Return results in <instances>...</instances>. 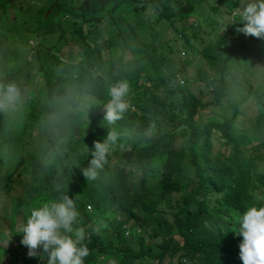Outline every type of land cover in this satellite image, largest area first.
Wrapping results in <instances>:
<instances>
[{
    "label": "trees",
    "instance_id": "obj_1",
    "mask_svg": "<svg viewBox=\"0 0 264 264\" xmlns=\"http://www.w3.org/2000/svg\"><path fill=\"white\" fill-rule=\"evenodd\" d=\"M52 1L51 14L46 17L47 10H43L37 29L29 27L26 34L41 39L50 18L67 16V35L83 51L75 55L79 61L73 56L70 62L62 61L56 54L60 44L66 43V32L61 33L48 50V55L55 56L52 61L47 56L37 65L25 63L31 65L30 75L24 73L22 83L30 91L21 92V97L31 98V111L25 113L19 105L0 111V148L6 146L9 155L7 163L0 160V190L7 195L23 184L15 181L20 167V177L30 176L28 185L14 197L12 217L28 210L32 200L59 182L61 190L72 191L67 196L80 212L79 227L85 230L83 243L89 249L84 264H105L106 260L116 264H237L242 237L231 231L239 228L238 215L248 206H264V99L260 98H264V78L253 94L257 106L254 123L249 128L237 124L245 100L237 91L249 89V75L256 77L260 71L256 66L264 65V39L236 31L243 27L242 0H206L201 5L198 0H128L135 3L138 15L150 5L160 29L178 35L180 48L170 45L168 52H162L152 43L146 46L152 54L137 49L132 60L123 62L121 56L112 59V49H103L93 34L89 38L94 45L89 48L77 22L82 19L90 30L104 20L113 24L121 3L100 15L101 0H88L89 6L82 2L80 8L65 0ZM221 7L233 13L232 19L221 13ZM196 15L204 18L208 39L217 33L216 47L206 38H198L203 31ZM190 17L193 23H188ZM224 40L232 41L226 46ZM118 42L122 54L126 44L121 34ZM217 47L224 50L216 54ZM182 50L188 55L197 52L208 70L198 68L193 76L187 69L182 71L172 55H180ZM188 55L182 57L185 64L191 62ZM36 78L41 81L34 90L31 86ZM118 82L128 83L125 99L130 106L115 124L102 126L98 114L110 100V87ZM190 82L201 86L193 91ZM10 83L21 89V82L9 74L0 57V84ZM204 95L209 97L206 102L202 101ZM69 104H80V109H69ZM216 105L223 108L219 117L196 123L199 110ZM64 109L72 111L66 121ZM52 124L61 133L43 143L39 137ZM35 130L38 134L34 136ZM110 131L118 138L110 143L95 179H86L82 173L90 167L94 145L105 142ZM222 145L226 154L220 151ZM1 165L6 166L3 176ZM129 167L137 172L131 173ZM51 198L58 202L57 197ZM167 211L169 219L163 221ZM2 248L0 245V253ZM17 257L13 264H35L37 260Z\"/></svg>",
    "mask_w": 264,
    "mask_h": 264
},
{
    "label": "rangeland",
    "instance_id": "obj_2",
    "mask_svg": "<svg viewBox=\"0 0 264 264\" xmlns=\"http://www.w3.org/2000/svg\"><path fill=\"white\" fill-rule=\"evenodd\" d=\"M144 1V0H143ZM150 1V0H149ZM154 2L156 0H153ZM0 2L3 5V10L0 4V57H2L3 61L5 60L6 68L9 71V74L12 75L13 78H17L18 82L20 83V92H29V86L24 85L22 82V79H24V73L30 75L29 68H31V65H26L25 63L27 61H31L34 63V65H37L40 61L43 59L46 60V57L49 56L50 61H52L55 56L54 55H48V50L52 45L55 44V42L58 40V38L61 36V33L66 32L64 36L65 44L62 42L60 45L62 46L56 54L58 57L61 58L64 62H70L71 56L75 58V55L80 51H83V49H80L78 44L72 40H70L69 35H67L68 23L66 22L67 16L57 17V19L50 18L48 21V25L45 27L42 38L38 39L36 36L33 37L26 34V29L29 27H32V30L37 29L38 27V21H40V15L43 10H47V14L45 15L48 17L51 14L52 5L54 4L52 0H48L45 3V0H0ZM82 2H86V5L89 6L88 0H65V4H73L77 6V8H80V5ZM119 2L121 3L120 6L116 8L117 16L114 19V23L110 24L106 20H104L99 26L94 28H89V24L82 21V19H77V22L80 24L81 31L83 35L85 36V43L89 48L93 47V42L90 40L89 35L93 34L96 39L100 42V45L103 49H112L111 50V58H117L119 56L122 57L123 61H129L134 58V53L138 49L139 51H144L145 53H148L149 55L152 54V52L146 48L147 45L154 43L155 48H158L162 52H168V46L172 45L175 46V48H180V44L178 42V35L173 33L169 30L162 31L160 27L158 26V19L157 16L154 14L153 9L148 6L146 12L143 15L135 14V3H130L128 0H101V8L99 10V14L105 13L108 9L113 7V5ZM135 2V0L131 1ZM206 0H198V3L204 4ZM248 2V0H242L241 3ZM13 5V6H12ZM49 6L50 9H49ZM86 6V7H87ZM15 12V14H14ZM131 15H128V14ZM221 13L229 19H232L233 13H230L224 8L221 7ZM15 16V17H14ZM15 18V19H14ZM196 18L200 22L201 29L203 33L201 35H198V38L204 37L207 39V41H211L214 43L215 36H217V33L214 32L209 39L205 35V31L208 30V27L203 22L204 18L201 16L196 15ZM216 19L219 20V16L216 15ZM54 23L56 26V32H53L52 23ZM194 18L190 17L188 18V23H193ZM57 23V24H56ZM223 25V21L221 22L220 26ZM222 29V27H221ZM122 35V38L126 44V47L124 49V52L121 54V47L119 45V35ZM239 39V38H236ZM200 42V40H198ZM230 41H225L224 43L226 46H229ZM256 44H260V42L253 41ZM215 44V43H214ZM217 44H215V47ZM32 47L34 49H32ZM202 45L199 46L201 48ZM218 51L214 52L216 54L221 53L223 50H220L219 47H217ZM47 53V54H46ZM53 53H55L53 51ZM142 53V52H141ZM144 54V53H143ZM173 57H176V60L179 62L180 69L182 71H185L187 69V73L189 76H193L196 74V70L198 68L207 69L203 65L204 60L201 59V56L194 52L193 54H187L186 51L182 50L180 55L174 53L172 54ZM188 55V59L191 61L190 64H185L186 62L182 60V57H186ZM76 61H79V58H75ZM24 67L26 69H24ZM260 67V71L255 74L253 77L252 74H250L248 83H251L250 88H241L237 93L242 97L245 98V100L241 103V115L237 121V124L240 128H249L253 123L254 119L257 115V106L255 99L253 98V94L255 95V90L257 89L258 85H261V79L264 78V65L262 66H256V69ZM24 69V70H23ZM208 70V69H207ZM253 70V72L255 71ZM261 73V76L259 74ZM179 80L182 84L183 78L182 73L179 74ZM41 81V78H36V81L32 84V89H36V82ZM43 82H41L39 87H42ZM201 86V84H197L194 82H190V89L193 91H196ZM40 89V88H38ZM37 89V90H38ZM40 93L37 94L39 96ZM261 99H264L262 96ZM85 99H88L86 96ZM209 99L208 96H202V101L206 102ZM31 98L24 97L19 104V108L22 109L25 113H28L31 111ZM81 103V102H80ZM61 104V102L59 103ZM84 104V103H81ZM78 106V107H77ZM70 108L80 109V104H72L67 106ZM225 107H228L227 105ZM223 111V108H220L218 105L214 106L213 108H204V110H199L198 115L196 117V123L201 124L208 118L212 116H217ZM105 110L98 114L100 117V121L102 123V126H105L107 121L104 119ZM16 113H14L15 117ZM72 116V111L65 110L64 109V117L63 121H66V119H69ZM24 120V117H23ZM23 120L21 123H23ZM77 132V127L74 128V133ZM61 133L60 128L58 126L51 125L49 132L44 129L41 137V141L43 143H46L50 137L52 139H55L57 136H59ZM38 134L37 130H35L34 136ZM50 134V136H48ZM37 140V139H36ZM30 139L28 140V148L32 149L33 145L29 144ZM253 146L257 145V141L253 140L252 142ZM27 148L28 151H31ZM218 144L215 143V151L218 150ZM220 151L222 154H226L227 150L225 146H220ZM9 158L8 150L6 146H2L0 148V160L4 161V163H7V159ZM220 160L223 161L224 158L220 156ZM114 164L121 165L122 161H114ZM2 174L3 176L4 172H6L5 167L2 166ZM264 168V163L262 165ZM128 171L131 173H136L135 168H128ZM20 172H22V167L19 168V175ZM29 176V173H26ZM15 177V181L18 180L23 182L21 186L17 188L16 191L11 192L10 194H4L0 190V235L3 234V238L0 240V245L3 247L2 252L0 253V262L2 264H13L14 260L18 258L17 256L20 255V257H28L27 252L28 249L20 244V241L22 239V234H18L19 232V226L25 222L27 216L29 215V212L31 209L41 206L45 202H56L52 200L51 195L57 197L58 201L62 198V196L67 195L68 193H71L72 191L70 189L67 190H61V183L54 182L52 189H48L46 192L39 195L36 199L31 201V206L28 210L22 211L19 213L15 218L12 217L13 212H15V208L13 206L14 197L16 195H19L23 188H25L28 183L26 181L30 178L29 177ZM75 196V195H74ZM178 198L179 196L176 195ZM75 200V199H74ZM179 200L181 198L179 197ZM162 202V201H160ZM90 211V210H89ZM118 216H122L121 214H117ZM109 217H112V213L108 215ZM163 221L169 219V211L165 212L163 215ZM78 225H74L73 227H77ZM203 225H197L196 229H200ZM10 240L8 241V238ZM128 239V236L127 238ZM179 242L181 241V238H177ZM18 253V254H17ZM239 253V251H238ZM45 260V259H44ZM43 260V261H44ZM22 259H17V262L20 263ZM42 260L37 258L36 263L41 262ZM105 264H116L113 260H106ZM138 264H140L138 262ZM237 264H242L241 260L238 259Z\"/></svg>",
    "mask_w": 264,
    "mask_h": 264
},
{
    "label": "clouds",
    "instance_id": "obj_3",
    "mask_svg": "<svg viewBox=\"0 0 264 264\" xmlns=\"http://www.w3.org/2000/svg\"><path fill=\"white\" fill-rule=\"evenodd\" d=\"M240 19L243 27L236 29L238 33L264 39V0L244 3ZM128 93L129 85L126 82H118L110 87V100L104 114L109 124H115L128 110L130 105L125 99ZM21 99V92L15 83L0 84V111L16 108ZM117 138L118 134L110 131L105 142L95 143L90 167L82 173L86 179H95L96 169L102 167L110 143L114 144ZM79 223L80 212L76 204L72 198L64 195L58 202H45L31 209L25 222L19 226L18 234H22L20 244L28 249L29 258H39L46 264H84L89 249L83 243L84 228L73 227ZM237 223L238 230L231 232L242 237L239 244L242 264H264V206H248L242 216L238 215Z\"/></svg>",
    "mask_w": 264,
    "mask_h": 264
},
{
    "label": "built area",
    "instance_id": "obj_4",
    "mask_svg": "<svg viewBox=\"0 0 264 264\" xmlns=\"http://www.w3.org/2000/svg\"><path fill=\"white\" fill-rule=\"evenodd\" d=\"M88 210H91V207L88 205L87 207H86Z\"/></svg>",
    "mask_w": 264,
    "mask_h": 264
},
{
    "label": "flooded vegetation",
    "instance_id": "obj_5",
    "mask_svg": "<svg viewBox=\"0 0 264 264\" xmlns=\"http://www.w3.org/2000/svg\"><path fill=\"white\" fill-rule=\"evenodd\" d=\"M57 24V23H56Z\"/></svg>",
    "mask_w": 264,
    "mask_h": 264
}]
</instances>
